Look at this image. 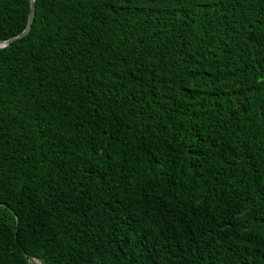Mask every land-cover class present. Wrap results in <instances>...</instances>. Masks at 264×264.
Returning a JSON list of instances; mask_svg holds the SVG:
<instances>
[{
	"label": "trees",
	"instance_id": "trees-1",
	"mask_svg": "<svg viewBox=\"0 0 264 264\" xmlns=\"http://www.w3.org/2000/svg\"><path fill=\"white\" fill-rule=\"evenodd\" d=\"M34 5L0 47V264H264V0Z\"/></svg>",
	"mask_w": 264,
	"mask_h": 264
},
{
	"label": "water",
	"instance_id": "water-1",
	"mask_svg": "<svg viewBox=\"0 0 264 264\" xmlns=\"http://www.w3.org/2000/svg\"><path fill=\"white\" fill-rule=\"evenodd\" d=\"M34 12H35L34 0H30L28 20H27L26 27L24 28V30L21 33H19L16 36H14V37H12L10 39H7V40H0V47H3L5 45L9 44V42H11L13 39L20 38V37L24 36L26 33H28V31L30 29V26H31V24L33 22ZM30 260L33 261L36 264H39V262L37 260L33 259V258H31Z\"/></svg>",
	"mask_w": 264,
	"mask_h": 264
}]
</instances>
